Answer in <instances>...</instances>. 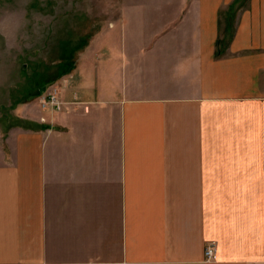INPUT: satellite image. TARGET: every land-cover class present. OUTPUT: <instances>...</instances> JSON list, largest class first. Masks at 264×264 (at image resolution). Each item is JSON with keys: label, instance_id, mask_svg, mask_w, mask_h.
Masks as SVG:
<instances>
[{"label": "crops", "instance_id": "0c3cea01", "mask_svg": "<svg viewBox=\"0 0 264 264\" xmlns=\"http://www.w3.org/2000/svg\"><path fill=\"white\" fill-rule=\"evenodd\" d=\"M131 14L0 132V264H264V0Z\"/></svg>", "mask_w": 264, "mask_h": 264}, {"label": "rangeland", "instance_id": "374dc122", "mask_svg": "<svg viewBox=\"0 0 264 264\" xmlns=\"http://www.w3.org/2000/svg\"><path fill=\"white\" fill-rule=\"evenodd\" d=\"M134 8L137 0H0V132L19 125L21 106L46 98L98 35L133 21Z\"/></svg>", "mask_w": 264, "mask_h": 264}, {"label": "built area", "instance_id": "2783aa9c", "mask_svg": "<svg viewBox=\"0 0 264 264\" xmlns=\"http://www.w3.org/2000/svg\"><path fill=\"white\" fill-rule=\"evenodd\" d=\"M43 106H52L56 109L60 108L61 103L57 100L55 94H49L42 103ZM205 256L207 261L215 259V247L213 243H210L205 248Z\"/></svg>", "mask_w": 264, "mask_h": 264}, {"label": "trees", "instance_id": "16d2710c", "mask_svg": "<svg viewBox=\"0 0 264 264\" xmlns=\"http://www.w3.org/2000/svg\"><path fill=\"white\" fill-rule=\"evenodd\" d=\"M231 12H232V7H231ZM228 31V30H227ZM223 44H224V40H218L217 41V46L218 47H221V46H223ZM222 52L219 50V51H217V54L219 55V54H221Z\"/></svg>", "mask_w": 264, "mask_h": 264}]
</instances>
